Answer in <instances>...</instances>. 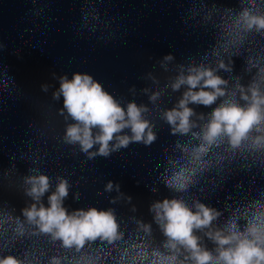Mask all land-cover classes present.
I'll use <instances>...</instances> for the list:
<instances>
[{
  "label": "clouds",
  "instance_id": "clouds-1",
  "mask_svg": "<svg viewBox=\"0 0 264 264\" xmlns=\"http://www.w3.org/2000/svg\"><path fill=\"white\" fill-rule=\"evenodd\" d=\"M189 14L211 27L214 43L200 62L178 66L170 87L177 91L183 86V91L160 113L171 134L186 137L176 142L165 169L163 183L173 194L150 204L151 221L129 217L134 222L130 227L115 207H69V178L56 176L50 190L53 177L31 167L22 176L30 199L19 208L7 199L0 203V264H264V189L250 185L257 195L240 198L227 217L225 208L193 193L205 192V177L215 192L224 186L221 181L241 172L264 171V0H193ZM237 57L244 61L243 73L234 75ZM173 59L167 53L161 63L167 68L164 62ZM10 79L5 72L4 89ZM58 80L51 96L56 101L62 97L54 115L62 121L63 143L78 146L91 159L130 142L150 145L156 140L155 124L145 115L148 105L134 100L122 104L88 72L75 71L70 78L65 73ZM49 87L41 85L44 92ZM160 95L152 92L149 100ZM192 104L212 107L197 112ZM36 108L45 117L36 125L40 143L51 114L43 101ZM35 151L39 154L40 148ZM2 180L5 188L14 183L7 167ZM114 188L117 195L110 204L132 200L108 180L105 190ZM131 208L136 211L135 205Z\"/></svg>",
  "mask_w": 264,
  "mask_h": 264
},
{
  "label": "water",
  "instance_id": "water-1",
  "mask_svg": "<svg viewBox=\"0 0 264 264\" xmlns=\"http://www.w3.org/2000/svg\"><path fill=\"white\" fill-rule=\"evenodd\" d=\"M205 2L236 4L237 0ZM192 3L193 0H0V203L7 199L19 208L29 200L23 191L22 176L31 167L39 166L53 177L50 190L55 188L56 176L69 178L65 204L71 208L115 207L130 227L134 226L131 216L152 220L150 204L173 194L163 183L165 169L169 167V157L177 151L176 142L186 139L171 134L170 126L160 118V113L172 107L183 91V86L172 90L170 82L180 64L200 62L214 43L211 27L190 16ZM167 53H172L174 59L165 61V68L161 61ZM243 65L244 61L237 57L234 75L243 73ZM75 71L91 73L122 104L134 100L148 105L150 110L145 115L155 124L156 140L150 145L130 142L109 156L91 159L78 146L63 143L62 121L54 115L62 97L60 101L53 100L51 93L58 87L60 75L67 73L70 78ZM5 72L11 78L8 89L3 87ZM247 81L245 76L243 82ZM45 83L50 85L47 92L41 89ZM155 91L161 95L153 102L149 96ZM38 101H43L51 114L50 127L40 136V143L35 139L36 125L42 124L45 117L36 108ZM191 106L205 113L212 107ZM5 167L14 180L8 188L2 180ZM108 180L118 183L120 191L132 200L110 204L117 192L115 188L105 190ZM203 183L205 192L193 189V193L225 208L227 217L240 198L257 195L249 191L250 185L264 189V171L241 172L221 181L224 186L215 192L207 177ZM77 193L78 199L74 198ZM46 197L47 193L45 202ZM132 205L136 206L135 212ZM153 229L161 239L154 222ZM207 243L211 248V241Z\"/></svg>",
  "mask_w": 264,
  "mask_h": 264
}]
</instances>
